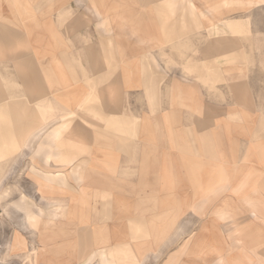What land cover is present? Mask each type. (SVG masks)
Listing matches in <instances>:
<instances>
[{"label":"crops","instance_id":"crops-1","mask_svg":"<svg viewBox=\"0 0 264 264\" xmlns=\"http://www.w3.org/2000/svg\"><path fill=\"white\" fill-rule=\"evenodd\" d=\"M245 1L0 0V184L15 173L42 200L35 264H79L83 231L94 252L127 247L141 264L191 233L185 264L259 255L263 239L242 233L235 218L233 243L214 244L226 190L264 188L258 171L231 184L215 135L220 117L209 107L211 84L222 103L211 68H223L204 27ZM235 115L244 122V111ZM251 206L250 219L264 221L258 202ZM239 235L250 237L248 259ZM235 250L241 256L231 258Z\"/></svg>","mask_w":264,"mask_h":264},{"label":"rangeland","instance_id":"rangeland-1","mask_svg":"<svg viewBox=\"0 0 264 264\" xmlns=\"http://www.w3.org/2000/svg\"><path fill=\"white\" fill-rule=\"evenodd\" d=\"M248 1L246 0L243 4L241 2L235 3L230 8H222L217 15L221 22L215 21L216 17L214 19L210 18L209 26L204 27V31L210 33L209 40H204V44L209 43L211 54H222L219 58L223 73H221L222 71L218 73L217 70L212 68L210 73V79L212 80L210 82L214 81L217 84L219 81L220 83L219 99L222 103L216 105V103H219L217 101V91L211 84L209 87L211 88L209 107L220 117L219 124L215 126V135L221 140L220 149L225 154L228 176L231 184L234 185L240 183L247 174L251 176L249 172L253 173L251 179L256 180L258 178L257 168L264 167L258 150L260 147L264 149V5L256 7L249 4ZM227 19L241 21L246 27V32L238 33L240 36L234 34L232 29L228 27ZM198 26L201 27V25L195 23L194 27ZM219 35L224 37L217 40L218 38L215 36ZM196 42L201 43L202 41ZM243 111L245 113L244 122L239 119L238 115H235L243 114ZM17 161L24 163V159L20 155ZM34 171L36 170L34 169ZM38 171L41 172V170ZM18 173L20 174H17L18 177L25 175L23 172L20 173L19 170ZM13 175L15 173L11 175L7 173L6 179L0 184V264H35L33 256L35 260L36 248L43 245L40 229L42 214H38L35 207H38V205L41 207L42 200L36 201L38 196H36L34 184L17 183L18 178L11 180ZM250 185L254 184L251 183ZM36 186L38 188L37 183ZM226 191L225 198H229L226 199L224 215L226 225L223 226L222 223H219L218 232L220 236L214 244L220 249H226L233 243L230 221L234 218L237 222L242 223V233L250 234L255 240L262 238L264 241V221L250 219V215L254 211L251 206L253 202H258L256 213L259 215L264 214V188L257 184L254 188L250 187L244 190L245 192L240 196H234L231 189ZM25 202L28 205L26 212L16 208V204ZM24 217L32 225L28 229H23L19 225V219ZM16 231L25 235V249L21 247L12 248ZM179 234L180 232L177 233V235ZM82 235L79 248V264H92L96 258H98V263L93 264L142 263V260L138 262L140 259H133L135 256L131 254L130 249L127 247L94 252L88 246L89 240L86 232L83 231ZM191 236L192 233L186 239L179 237L182 240L178 239L177 247L170 248L156 257L153 256L145 264H166L169 255L175 257L177 264H185L187 257L183 258V262L180 260ZM37 237L39 240H36ZM243 238L247 246H251L250 237L244 235ZM257 249L260 253L258 256L254 255L252 257V263L244 259L241 264H264V244ZM231 254V258L236 257L239 251L235 250ZM239 256L241 255L239 254ZM106 257H109L108 263L105 260ZM211 259V256H208V258L206 256V259L201 263V259L197 258L194 263L212 264L213 259ZM39 262L38 264H41Z\"/></svg>","mask_w":264,"mask_h":264},{"label":"bare ground","instance_id":"bare-ground-1","mask_svg":"<svg viewBox=\"0 0 264 264\" xmlns=\"http://www.w3.org/2000/svg\"><path fill=\"white\" fill-rule=\"evenodd\" d=\"M229 27L232 29V31H234V32H239V33H243V32H246V27H245V25L241 22V21H239V20H237V21H230L229 23ZM1 138V137H0ZM4 143V142H3ZM39 153H40V151H39ZM259 153H260V155H261V157H262V161L261 162H264V149L262 148V149H260L259 150ZM257 171H258V174H260V175H264V171H263V169H257ZM256 171V172H257ZM35 172V174L37 173V175H38V178H37V185H38V189H41V187L43 186V184H42V178H41V172H36V171H34ZM251 175H253V173L252 172H249ZM34 174V175H35ZM249 176L250 175H248L247 174V178H246V180H248L249 179ZM245 180V181H246ZM23 195V194H22ZM16 208L17 209H22V210H24L25 212L28 210V208H27V202H25V203H21V204H16ZM15 209V208H14ZM35 209H36V212L38 213V214H41V212H42V208L38 205V207H35ZM11 210V209H10ZM9 213V212H8ZM19 213V212H18ZM17 213V214H18ZM19 215V214H18ZM13 217V216H12ZM19 217V216H18ZM20 218V217H19ZM19 225L20 226H22V228L23 229H28L29 227H30V224H29V221H28V219L27 218H21V219H19ZM22 228H20V229H22ZM32 230V229H31ZM32 232V231H31ZM34 233V232H33ZM37 233V232H36ZM240 234V233H239ZM196 236V235H195ZM238 243L241 245V249H240V252H243L244 253V255L246 256V258L248 259L249 258V252H250V249L248 248V247H246V245L244 244V242H243V239H242V237L239 235V238H238ZM188 246H189V244H188ZM188 246H187V248H186V250H185V252H184V254L185 253H187V252H190V249L188 248ZM18 247H21V248H26V237H25V235H23L21 232H17L16 231V234H15V236H14V238H13V242H12V248L13 249H17ZM38 249H36L37 251V253H39V251H40V247H37ZM200 249H201V247H199V249L197 250V251H194V255H200ZM213 253V250H210L209 251V254H212Z\"/></svg>","mask_w":264,"mask_h":264}]
</instances>
